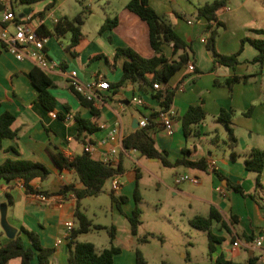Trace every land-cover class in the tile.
Here are the masks:
<instances>
[{
    "label": "crops",
    "instance_id": "1",
    "mask_svg": "<svg viewBox=\"0 0 264 264\" xmlns=\"http://www.w3.org/2000/svg\"><path fill=\"white\" fill-rule=\"evenodd\" d=\"M13 1L16 0H9L7 5L0 4V8L13 11L11 13L19 18L22 12H14ZM236 1L238 0H230L229 3L232 4ZM251 1L242 0L234 4V7L226 6L217 14L218 21L224 25V30L216 41L217 53L221 55L234 54L240 49L242 39L264 37L262 33L264 32V10L263 12L252 11ZM261 1L264 4V0ZM59 2L60 0L57 1L54 8L45 12L43 19L37 17L36 14L44 10L49 3L48 1H44L43 7L36 11L32 8L36 4L26 6L25 8H32V11L28 13L30 20H26V22L31 27L44 25L47 30H52L53 20H59L63 17L57 14ZM172 2L174 0H150L151 6L158 14L170 12ZM126 5L124 20L130 25L133 24L134 27L133 25L130 28L123 27L122 31L119 32L120 22L118 21V25L111 31L112 36L109 37V41L117 40L120 44L118 47H129L141 56L151 58L155 53L149 46L148 27L145 22L127 10ZM2 11L0 12V20ZM20 19L22 20L23 17ZM174 21L175 26L179 27L180 20L175 19ZM183 21L193 27L196 34H200L194 52L195 66L200 73L193 75L188 72L187 68H184L171 79L169 86L177 88L171 107L176 113L173 119V134L169 135L163 128L156 127L153 137L157 148L166 151L171 162L182 156L183 149L190 151V159L206 158L207 163L215 162V172H212L211 169L208 172L191 169L194 173L193 177L199 179V184L191 183L200 190L204 188L206 191L204 196H202V192L192 194L179 190L183 188L186 182L179 187L174 185L173 188L174 194L177 192L185 194L198 203H205L209 207L208 210L214 207L220 213L226 226L213 225V234L222 238L223 241L216 245L212 258L216 259L223 255L233 264H248L249 260L254 258L255 264H264V203L262 202L264 171L260 175V185H257V174L247 171L244 166V157L252 149L264 150V64L259 67L258 64L249 63L258 55V51L250 44L245 43L238 57L240 63L234 69L222 65L214 66L213 58L206 47L208 21L205 18H199L198 26H194L195 24L191 20L183 18ZM10 24L14 25L12 22H7L3 26L9 31ZM181 34L182 37L189 36L187 41H195L194 34L192 36L186 35V31L183 29ZM67 35L68 33L62 37ZM52 38L54 37L48 38L45 51L47 56L60 66L58 70L46 73L53 82L50 92L57 101L53 111H48L41 105L38 100L39 92L31 84L28 77V74L35 67L34 64L27 59L17 61L13 55L6 51L0 53V116L4 113L12 114L15 117L13 130L17 132L16 139L4 138L0 140V164L10 159L33 161L45 165L50 171L48 179L45 181L35 179L32 185L35 189L49 193L56 192L65 184H75L76 187H81L73 171L64 170L60 172L57 170L51 161L49 151H58L65 157L72 158L74 155L84 152L86 143H92L96 146L93 157L97 160H103L104 156L109 153V146H102L97 143L118 122L122 124L123 133L127 134L140 129L139 126L136 128V120L139 122L143 116H150L152 113L161 110L160 102L153 97L154 91L149 88L146 91L138 84H126L118 89L111 88L112 90L108 92H99L98 98L92 101L98 110V116H95L81 104L79 98L71 90L66 74L70 71H76L83 84L91 83L98 76H103L110 84L116 83L122 76L124 60L113 59L110 71H103L104 69L101 67L81 69L78 67L80 62L83 67L91 64L90 61L86 62L88 63L86 65L83 62L84 59H81L78 54V49L85 39L80 45L72 49L76 52V58L72 59L69 56L72 53L67 49L71 43V37L70 43L66 47L55 37L62 47L61 50ZM167 49L169 47L165 46V53L169 56ZM234 76H249V78L246 82L235 83L231 91L224 85H215L216 80L222 82ZM134 98L141 100L142 105H137L133 101ZM200 103L203 104L207 116L198 127L199 135L185 136L181 118L188 107ZM131 105H133L134 112L131 113L128 126L125 129L121 115ZM223 109L234 111L232 123L238 139L235 148H231L226 143V147L222 149L219 146L221 140L216 145L211 141L215 134L219 137L220 134L227 135L225 127L217 120V116ZM249 110H251L250 115H244ZM77 118L90 122L93 132L89 133L84 130L82 136L77 139L79 127ZM206 137L210 139V144L215 152L211 149L205 150L200 145L201 139ZM205 151L208 155L205 154ZM232 152L235 154L234 158L231 156ZM125 158L136 159L135 156L119 155L115 166L121 163L124 168ZM150 162L160 163L159 160L151 159ZM135 169L128 174V182L124 183L120 179L125 174V169L123 174L118 176L121 190L114 194L120 207L119 210L115 204L118 210L113 211L114 218L109 223V226H114L116 230L113 245L120 248V252L114 257V264H135V251L138 249V241L137 237L132 235L131 225L127 219V216L132 215L135 205L133 206L128 199L125 202L120 200L121 197H126L125 191L133 185V179L138 183L139 179L136 178ZM231 186H240L247 196L236 192ZM219 187L223 189V192L217 191ZM2 203L7 204V220L10 225L20 232L24 228L36 233L44 248L54 250L50 257V264H68L69 246L68 240L64 239V232L65 223L73 221L75 213L76 198L73 193L58 196L55 200L51 198L48 201H40L25 193L22 180H14L0 185V205ZM121 204H123L122 207ZM193 209V206L190 205V210L194 211ZM192 214L194 217L206 213L192 212ZM190 219L191 217L188 219V223ZM97 226H100L101 229L108 228V225L104 224ZM98 230L100 229H91L87 234L93 235L94 231ZM0 231H2L1 227ZM85 235L79 236L78 241ZM20 236L23 237L25 246H30L28 237L22 232ZM246 236H253V239L248 240ZM258 238L262 239L260 247L255 245V240ZM60 239L64 240L57 245ZM8 240L5 234H1L0 246L7 243ZM86 242L93 243L97 252L109 246V238L101 245L93 241ZM236 242L238 243L237 246L234 245ZM7 264L22 263L20 258H15ZM32 264H38L36 258Z\"/></svg>",
    "mask_w": 264,
    "mask_h": 264
},
{
    "label": "trees",
    "instance_id": "2",
    "mask_svg": "<svg viewBox=\"0 0 264 264\" xmlns=\"http://www.w3.org/2000/svg\"><path fill=\"white\" fill-rule=\"evenodd\" d=\"M21 5L32 6L40 2L48 1L44 10L36 14L40 19L44 18L45 12L55 7L58 0H18ZM227 6L226 0H215L212 3H206L196 9L198 18H205L208 21V31L210 32V38L206 42V47L211 52L214 66L222 65L234 69L240 62L238 57L240 56L245 43L253 46L258 55L249 63L258 64L262 67L264 64V37L262 38H244L241 41L240 49L231 55H221L217 53L215 48L216 38L219 35V29L224 27L217 19V14ZM126 9L135 14L141 21L145 22L148 27L149 46L154 51L155 55L151 58H145L138 54L136 51L129 47H118L115 50L114 59H123L122 76L116 83H111V88L118 89L126 84H138L142 89L147 91V88L154 91L153 97L160 102L161 110H169L172 107L173 100L176 94L177 88L169 86L171 79L180 70L186 68L189 62L195 65L194 52L192 47L187 44L186 41L177 33L174 25L168 21L166 15L158 14L151 6L150 0H130ZM16 22H21V19L16 16ZM84 23L83 16L78 14L73 19H69L66 16L61 17L56 24L53 25L52 30H47L44 25L38 28V34L45 36L46 38L56 37L60 38L67 33L71 34V43L67 47L71 51L72 55H76L75 51H72L75 47L80 45L85 39L82 33L81 26ZM3 25V24H2ZM118 25V19H106L105 24L100 28L99 33L102 34L107 30H113ZM264 35V32H262ZM171 47V56H167L164 47ZM191 73V72H190ZM200 72L196 69L193 73L198 75ZM31 84L39 92L38 100L41 105L48 111H53L57 105L56 98L51 94L50 89L53 87L52 80L48 75L38 68L28 74ZM196 78V77H195ZM249 76L245 77H230L220 82L215 81L216 86L224 85L231 91L232 86L235 83L246 82ZM160 84L161 88L154 89V84ZM71 90L79 98L81 104L88 108L91 113L98 116V110L94 107L92 101H88L78 94L73 87ZM112 90V89H111ZM251 110L244 113L249 116ZM158 112L152 113L151 118H156ZM206 111L203 104L192 105L188 107L187 111L181 118L183 132L185 136L194 134L199 135L198 127L206 119ZM234 111L221 110L217 116V120L223 124L227 132V145L231 148H235L238 143V139L235 135L233 128ZM79 123L76 138H80L83 131L86 130L92 133L91 123L81 118L76 119ZM15 117L10 113H4L0 116V140L4 138L16 139L17 132L13 130V124ZM156 126L151 124L145 128L134 130L133 132L124 134L123 146L132 150L135 149L142 157L146 159H158L160 163L167 168L184 167L187 169L199 170L208 172V164L206 158L190 159L189 152L186 149L182 150V156L177 158L174 162L168 159V153L166 151L159 150L156 146L155 139L153 137ZM221 138L215 134L212 138V143L216 145ZM49 156L54 166L58 171L64 170L73 171L81 187H76L75 184H65L54 193L35 189L32 182L35 179L45 181L50 175L48 168L38 162L23 161V160H6L0 164V185L2 183H10L14 180H22L25 193L27 195L41 194L46 197L52 196H65L68 193H73L76 198L75 213L73 217L74 228L70 239L68 240L69 257L68 264H114V257L120 252V248L113 245L115 239V227L111 226L107 228L109 236V246L102 251L97 252L93 243L78 241V237L87 234L91 229H101L100 226L94 225L86 214L80 209V201L86 197H98L103 193V188L108 180H111L114 176L122 175L124 168L121 163L117 166L113 164L105 163L101 160H97L93 156L86 152L82 154L74 155L72 158L65 157L61 152L49 151ZM122 156V155H121ZM232 158L235 157L234 152L231 154ZM245 169L249 172L256 173V184L260 185L259 179L261 173L264 171V150L254 148L247 156L244 157ZM137 180L140 179V171L135 169ZM236 192H239L243 196L247 194L241 189L240 186H231ZM111 200L116 204L120 210L119 201L115 197L114 193H110ZM135 207L131 216H127V219L131 225L132 235L137 237L138 243L149 242L147 236H139L138 229L141 222V209L139 207V193L136 188L134 192ZM253 197V196H252ZM126 197H121L122 202L126 201ZM9 202L11 200L9 198ZM191 227L204 231L208 237V249H209V262L205 264H233V262L227 259L225 256L220 255L216 259L212 258V254L216 250V245L222 243L223 239L213 234V225L221 224L226 226L220 213L211 207L207 215H196L189 220ZM229 231V230H228ZM21 232L25 234L29 241L30 246L26 247L22 236H18L12 240H8L7 243L0 246V264H7L11 259L20 258L22 264H32V261L36 258L38 264H50V257L54 250L44 248L41 245L38 235L34 232L21 229ZM231 234V232L229 231ZM4 234L3 231H0ZM248 240H252L253 236H246ZM254 258H251L248 264H255ZM135 264H148L144 255L139 249L135 251ZM161 264H172L163 261ZM191 264V263H189ZM200 264V263H193Z\"/></svg>",
    "mask_w": 264,
    "mask_h": 264
},
{
    "label": "rangeland",
    "instance_id": "3",
    "mask_svg": "<svg viewBox=\"0 0 264 264\" xmlns=\"http://www.w3.org/2000/svg\"><path fill=\"white\" fill-rule=\"evenodd\" d=\"M127 1L129 0H60L57 9L58 15L73 19L78 14H81L84 19L81 30L85 36V41L79 47L78 54L81 59H84V63L91 61V64L90 66L83 67L81 62L80 64L78 62L79 68H85L86 70L87 68L97 69L101 67L104 69L103 71L111 70L110 67L114 59L115 50L120 44L117 40L109 41V37L112 36V30H107L102 34L99 33V30L105 24L106 19L117 18L120 22L119 32L122 31L123 27L130 28L133 25H130L124 20V8ZM214 1L215 0H174L170 5V12H161V15H166L168 21L174 25L177 33L179 32L181 34V30L183 29L186 31V35L192 36L194 34L195 41L190 42L186 40L189 36L182 37V34L180 35L178 33L183 40L192 47L193 52H195V44L197 39L200 38V34H196L193 27L183 21V18L193 21L195 24L194 26H198L197 21L199 18L196 9L206 3H212ZM229 1L230 0H226L227 7H234V4L242 0H238L232 4L229 3ZM44 4L45 3L42 2L32 6V8L36 11L41 9ZM25 7L26 6L21 5L18 0L13 1L14 12L20 13ZM250 7L254 12H263L264 10V4L261 0H252ZM175 19L180 20L181 23L179 27L175 26ZM223 30V27L219 29V35ZM9 32H14L13 24L9 25ZM70 37V33L65 37H60V43L65 47L68 46ZM206 38L208 40L210 38L209 31L207 32ZM52 40L56 41V38L54 37ZM57 44L58 48L61 50L62 47L58 42ZM215 47H217L216 43ZM167 51L169 56H171V47H169ZM209 53L211 55V52ZM69 56L72 59L76 58V55ZM86 65H88V63H86ZM111 75H113V73H111ZM133 112V105H131L127 111L121 115L125 129L128 126L131 113L133 114ZM220 138L221 141L219 146L223 149L226 147L227 135L220 134ZM199 143L205 150L211 149L215 152V149L212 148L213 146L210 144L209 138L206 137L201 139ZM205 154L208 155L206 151ZM134 156L136 157L134 160L130 158L124 159L125 174L120 177V179L124 183L128 182V174L133 172L135 168H139L141 177L138 183L133 179V185L130 186L129 190L127 189L125 191V195L128 201L134 206V192L136 188L138 189L140 198L138 205L142 212V224L138 232L141 237L147 236L149 242L138 243L137 248L142 252L148 264H161L163 261L172 264L208 263L209 243L207 233L191 227L188 223V219L193 217L194 214H192V212L206 213L204 215H207L209 207L205 203L196 202L185 194L178 192L174 194L173 191L175 178L182 175L193 177L194 173L192 170L184 167L167 168L159 162H150V159H146L138 153H135ZM202 174L204 175V173ZM179 190H182L184 193L192 194L202 192V196L206 194L204 188L200 190L190 181L186 182L183 188ZM111 192L112 183L111 180H108L104 185L101 195L98 197H86L81 199L80 209L92 220L94 225L104 224L108 225V228L110 227L109 223L114 218L113 211L118 210L111 200ZM122 205L123 204H121V207ZM190 205L193 206L194 211L190 210ZM108 238L107 228H102L98 231H94L93 235L87 234L82 236L79 241H93L101 245L105 243V241H108Z\"/></svg>",
    "mask_w": 264,
    "mask_h": 264
},
{
    "label": "built area",
    "instance_id": "4",
    "mask_svg": "<svg viewBox=\"0 0 264 264\" xmlns=\"http://www.w3.org/2000/svg\"><path fill=\"white\" fill-rule=\"evenodd\" d=\"M0 4L7 5L9 4V0H0ZM2 14V18L0 20V53L8 52L14 56L17 61L30 60L35 68L42 70L43 72H51L59 69V64L54 60L50 59L47 56L45 51V45L48 41L43 35L38 34L37 26L31 27L27 22L30 20V16L26 14L21 22H16V16L11 13L13 11L9 9H4ZM25 20V21H24ZM12 22L14 23V32L10 33L6 27L2 24ZM41 22V21H40ZM58 19H54L53 23L56 24ZM190 23V22H189ZM188 72L193 73L195 70V65L191 62L186 66ZM67 79L69 80V85L73 87V89L80 94L83 98L88 101H94L98 98L99 92H108L111 90L110 82L105 79L103 76L96 77L91 83L83 84L77 75L76 71H70L66 74ZM161 88V85L156 83L154 84V89L158 90ZM133 101L137 105H142V101L134 98ZM176 116L175 111L170 108L169 110H160L158 111V115L156 118H151V116H143L141 120H139L138 124L140 128H145L151 124L156 127L163 128L167 134H173V119ZM53 117L55 115L53 114ZM123 129L122 124L117 123L112 129H110L106 136L98 141V145L109 146V153L104 156L103 162L113 164L115 166V162L118 160L119 155H124L128 157L134 156L137 151L135 149L128 150L123 146ZM96 151V146L92 143H86L84 145V152L93 156ZM208 164V168L215 172V162L210 161ZM192 182L195 185L199 184V179L194 177H189L188 175H182L180 177H176L174 180L175 187L181 186L184 182ZM112 183V192L117 194L121 190V183L118 179V176H114L111 179ZM218 192H223L222 188H217ZM36 200L40 201H48L51 198L53 200L58 196L46 197L41 194L32 195ZM262 202L264 203V196L262 198ZM74 228L73 221H67L65 223V232L64 239L69 240ZM64 239H60L57 242V245L61 244ZM236 246L237 243H234ZM255 245L260 247L262 245V239L258 238L255 240Z\"/></svg>",
    "mask_w": 264,
    "mask_h": 264
},
{
    "label": "water",
    "instance_id": "5",
    "mask_svg": "<svg viewBox=\"0 0 264 264\" xmlns=\"http://www.w3.org/2000/svg\"><path fill=\"white\" fill-rule=\"evenodd\" d=\"M3 9L0 8V12ZM32 11V8L27 7L25 9H23L22 14L19 15V18L24 17L26 14L30 13ZM139 126L137 120H136V128ZM154 161H157L158 159H151ZM0 227L2 229V231L4 232L5 236L9 239L12 240L18 236H20L21 232L13 227L12 225L9 224L8 220H7V204L2 203L0 205Z\"/></svg>",
    "mask_w": 264,
    "mask_h": 264
}]
</instances>
